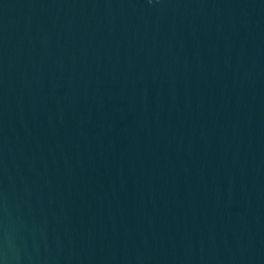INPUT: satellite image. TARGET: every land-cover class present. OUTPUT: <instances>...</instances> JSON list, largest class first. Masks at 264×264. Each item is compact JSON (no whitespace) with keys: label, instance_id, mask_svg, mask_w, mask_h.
Masks as SVG:
<instances>
[{"label":"water","instance_id":"1","mask_svg":"<svg viewBox=\"0 0 264 264\" xmlns=\"http://www.w3.org/2000/svg\"><path fill=\"white\" fill-rule=\"evenodd\" d=\"M0 264H264V0H0Z\"/></svg>","mask_w":264,"mask_h":264}]
</instances>
